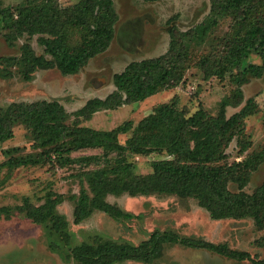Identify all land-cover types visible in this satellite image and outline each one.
Wrapping results in <instances>:
<instances>
[{"label": "trees", "instance_id": "trees-1", "mask_svg": "<svg viewBox=\"0 0 264 264\" xmlns=\"http://www.w3.org/2000/svg\"><path fill=\"white\" fill-rule=\"evenodd\" d=\"M209 3L207 16L187 30L169 25V45L163 54L131 60L121 71L115 72L112 76L114 89L104 98H90L71 113L58 100L12 102L5 108L0 107L2 142L13 137L12 128L20 123L32 129L38 143L55 144V151H59L57 143L60 140L71 137L74 144L71 148L101 147L106 157L114 151L148 154L161 150L169 156L152 161V171L147 174L130 173L128 168L131 165L122 160L114 165H96L84 171L91 195L82 192L76 200L74 223L87 219L95 211L115 219L129 218L130 214L109 202L107 195L175 194L195 199L212 219L251 218L257 228H264V181L251 193L244 190L252 168L264 160V147L260 153L248 158L245 165H209L228 158L225 149L233 139L240 144L239 152H244L250 144L244 138L245 118L256 112V102L252 97L247 98L241 108L229 116H226V108L239 106L244 99L242 85L251 78L264 75V0H209ZM17 14L13 20L12 11L0 0V17L5 21L0 30H9L4 33L5 39L12 42L25 33L29 36L39 34L44 54H36L26 41L20 46L17 60L14 56L0 57V75L13 77L9 67L17 64L20 66L18 73L26 81L31 80L38 69L56 68L63 75L77 74L109 47L118 20L113 0H78L69 7H60L52 0L33 1L20 7ZM225 18L233 22L230 36L220 38V43L226 44L225 49L209 52L201 62L204 78L227 74L234 83L232 91L219 101L216 115L199 109L186 117L185 108L178 111L172 105L162 103L139 121L137 129L143 133L129 139L126 145L117 142V135L131 128L130 121L108 131L78 125L80 119H89L101 109L143 101L162 90L176 87L182 82L189 62L188 44H203L212 29ZM9 20L13 22L10 24ZM72 27L81 30L76 45L70 43ZM251 54L257 55L261 62H249L243 66ZM70 115L74 116L73 124L66 123ZM148 131L159 135L148 134ZM98 159L97 156L77 157L75 161L98 164ZM230 184H236V190L231 189ZM61 201L59 196L40 205L19 209L24 210L33 222L54 231L78 264H118L127 260L151 262L160 256L165 244L206 249L235 260L248 259L251 264H264V258L251 257L247 251L232 249L226 243L158 230L138 244L99 235H95L91 242L72 244L68 220L56 209ZM9 211L7 206L0 207V215L9 214Z\"/></svg>", "mask_w": 264, "mask_h": 264}, {"label": "rangeland", "instance_id": "rangeland-1", "mask_svg": "<svg viewBox=\"0 0 264 264\" xmlns=\"http://www.w3.org/2000/svg\"><path fill=\"white\" fill-rule=\"evenodd\" d=\"M4 7L17 18L20 7L30 2L45 0H1ZM60 7H69L78 0H52ZM118 20L114 25L115 36L109 47L92 58L77 74L63 75L56 68L38 69L31 80H24L18 73L20 68L12 64L9 68L14 76L0 75V107L12 102L30 103L38 100H58L71 113L80 108L88 99L104 98L114 89L112 76L121 71L131 60L154 57L163 54L169 45V25L187 30L204 19L210 9L209 0H113ZM67 16V15H65ZM64 16V17H65ZM9 20L8 23H12ZM5 21L0 17V26ZM0 30V57L20 56V46L28 41L36 54H44L39 42V34L25 33L8 42ZM233 31V22L222 19L214 27L207 40L200 45L189 43L190 58L183 80L176 87L158 92L143 101L123 104L112 109H101L89 119H80L79 126L94 130L108 131L119 124L130 121L131 128L117 135V142L127 144L129 139L140 136L137 129L141 119L152 113L159 104L172 105L180 111L185 108V116L203 109L216 115L219 101L234 88L229 76L204 78L202 57L209 52L224 50L221 37H228ZM81 30L72 27L70 43L80 41ZM225 44V45H224ZM249 62L260 63V58L251 54L243 66ZM244 99L237 107H227L226 116L238 111L245 100L252 97L256 102V112L245 118V139L250 141L244 152H239L240 144L233 139L225 149L228 158L209 165H245L244 162L257 155L264 147V75L251 78L242 85ZM67 124L74 123L70 115ZM13 137L0 141V207L7 206L9 214L0 215V264H78L67 245L48 227L33 222L19 207L40 205L61 196L58 212L68 220V230L72 244L91 242L95 235L118 241L138 244L149 238L154 230L174 232L180 236L201 238L214 243H226L228 247L247 251L251 257L264 258V228H257L251 218L212 219L209 213L191 197L175 194H150L130 196L107 195L106 199L120 206L130 214L129 218H112L101 211L79 223L73 222V209L82 192L91 195L84 171L96 165H114L118 160L131 165L133 174H147L152 171L151 162L169 158L164 150L148 154L118 151L103 155L101 147L73 149L71 137L55 144L42 145L33 136L32 129L24 124H15ZM148 134L159 135L149 132ZM71 151L64 150L65 148ZM61 149V150H60ZM51 151V154L48 152ZM99 157L95 162L75 161L77 157ZM122 157V158H120ZM36 161V162H33ZM252 168L244 190L251 193L264 181V160ZM229 187L236 190V184ZM118 264H251V260H235L206 249L186 247L181 244H165L159 257L151 262L123 261Z\"/></svg>", "mask_w": 264, "mask_h": 264}]
</instances>
